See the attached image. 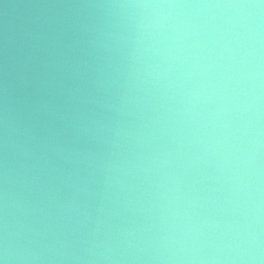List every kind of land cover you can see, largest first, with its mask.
<instances>
[{
    "label": "clouds",
    "instance_id": "obj_1",
    "mask_svg": "<svg viewBox=\"0 0 264 264\" xmlns=\"http://www.w3.org/2000/svg\"><path fill=\"white\" fill-rule=\"evenodd\" d=\"M0 264H264V0H0Z\"/></svg>",
    "mask_w": 264,
    "mask_h": 264
}]
</instances>
